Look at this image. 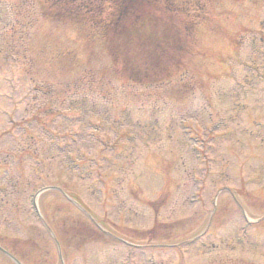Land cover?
<instances>
[{
	"label": "rangeland",
	"instance_id": "obj_1",
	"mask_svg": "<svg viewBox=\"0 0 264 264\" xmlns=\"http://www.w3.org/2000/svg\"><path fill=\"white\" fill-rule=\"evenodd\" d=\"M173 1L194 25L146 85L99 30L0 0V246L21 264H264V0Z\"/></svg>",
	"mask_w": 264,
	"mask_h": 264
},
{
	"label": "trees",
	"instance_id": "obj_2",
	"mask_svg": "<svg viewBox=\"0 0 264 264\" xmlns=\"http://www.w3.org/2000/svg\"><path fill=\"white\" fill-rule=\"evenodd\" d=\"M37 1L44 16L53 21L99 30L122 75L146 85L168 79L170 63L180 61L185 48L179 32L194 25L184 23V10L173 0ZM144 238L155 239V229ZM11 249L18 255L15 247Z\"/></svg>",
	"mask_w": 264,
	"mask_h": 264
},
{
	"label": "water",
	"instance_id": "obj_3",
	"mask_svg": "<svg viewBox=\"0 0 264 264\" xmlns=\"http://www.w3.org/2000/svg\"><path fill=\"white\" fill-rule=\"evenodd\" d=\"M15 261L17 264H20L18 260H16L12 255H10Z\"/></svg>",
	"mask_w": 264,
	"mask_h": 264
}]
</instances>
